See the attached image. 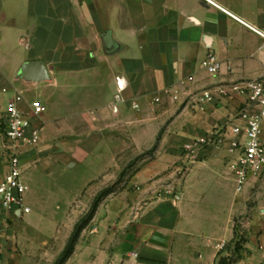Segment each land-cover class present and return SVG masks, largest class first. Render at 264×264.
<instances>
[{
	"label": "crops",
	"instance_id": "1",
	"mask_svg": "<svg viewBox=\"0 0 264 264\" xmlns=\"http://www.w3.org/2000/svg\"><path fill=\"white\" fill-rule=\"evenodd\" d=\"M262 35L264 0H0V162L2 119L10 93L17 91L25 111L33 101L44 107L37 119L39 143L19 149L22 177L39 163L76 168L89 160L94 176L85 188L96 182L106 186L117 157L129 154L130 140L137 144L133 151L146 150L168 123L164 140L185 144L223 126L244 108L240 97L198 107L188 95L222 82L264 77ZM210 53L220 63L215 77L201 67ZM32 62L46 69L41 81L22 72ZM117 77L127 84L122 93L117 91ZM169 89L180 93L177 101L164 95ZM261 138L264 143V119ZM226 147L206 149L193 164L184 163L180 155L181 169L187 168L178 202L172 204V197H148L131 221L127 218L131 210L125 214L121 225L127 224L126 229L115 233L114 244L111 238L95 253L89 247L84 258L81 237L72 260L79 264L231 261L224 246L234 237V220L248 189L261 182L259 176L251 178L244 192L236 195ZM162 148L155 164L163 161V155L172 165L177 152ZM158 172L154 165L132 182ZM261 214L244 254H237L233 264H264V211ZM69 235L58 240L59 252ZM50 240L49 235L40 243Z\"/></svg>",
	"mask_w": 264,
	"mask_h": 264
},
{
	"label": "rangeland",
	"instance_id": "2",
	"mask_svg": "<svg viewBox=\"0 0 264 264\" xmlns=\"http://www.w3.org/2000/svg\"><path fill=\"white\" fill-rule=\"evenodd\" d=\"M167 126L168 123L162 127L152 147L146 150L133 151L137 144L130 140L129 154L117 157V165L107 173L110 182L106 186L96 182L85 188L84 184L94 176L95 167L89 160L76 168H67L62 164L45 166L44 163H39L28 169L23 180L29 188L26 206L29 207L30 214L21 221H14L12 225L14 238L12 240L10 237L7 242L9 255L6 264H54L63 251L59 252L58 240L72 233L75 224L89 211L94 198L105 189H110L112 193L101 203L103 206L99 215H95L80 235V256L84 258H87L89 247L95 253L104 249L111 238L114 239V244L117 238L115 233L119 234L126 229L127 224L121 225L125 214L131 210L127 217L131 221L134 213L148 201V197L170 198L178 195L187 168L181 169L180 155L184 144L175 145L170 140H164ZM116 146L120 147V141ZM145 146L148 144L145 143ZM159 148L163 152L170 148L177 152L174 154L177 159L172 165L164 160L166 158L163 155L160 157L163 161L155 164ZM154 165L159 171L157 175L140 182H132L139 173ZM259 182L261 185L248 189L241 213L234 220V237L224 246L230 260H234L237 254H244V246L250 238L249 233L260 222L261 212L264 211V173L259 176ZM229 191L227 186L224 192L228 195ZM49 235V244L42 245L40 241ZM35 245L39 246L36 248L38 252L30 250ZM72 256L66 264H79L72 260Z\"/></svg>",
	"mask_w": 264,
	"mask_h": 264
},
{
	"label": "built area",
	"instance_id": "3",
	"mask_svg": "<svg viewBox=\"0 0 264 264\" xmlns=\"http://www.w3.org/2000/svg\"><path fill=\"white\" fill-rule=\"evenodd\" d=\"M264 39V35H262ZM202 69L211 77L220 70V63L210 53L201 63ZM117 91L122 93L127 84L122 77L115 79ZM4 93L9 91L3 90ZM2 124L4 127V155L0 162V264L7 252V242L14 238L12 225L30 213L24 203L27 192L22 177L19 158L21 146L34 147L39 143L41 127L37 119L44 112L38 101H33L25 111L21 105L23 96L10 93ZM172 101H177L180 93L169 89L164 91ZM195 106L210 102L240 97L245 100L244 108L226 124L199 138L191 139L182 146L181 156L186 164L195 163L203 151L218 149L226 145L227 167L233 175L234 192H244L249 180L264 173V143L261 138V122L264 119V77L255 80L222 82L188 95ZM155 102L160 99L156 98ZM178 195L172 196V204L178 202Z\"/></svg>",
	"mask_w": 264,
	"mask_h": 264
},
{
	"label": "trees",
	"instance_id": "4",
	"mask_svg": "<svg viewBox=\"0 0 264 264\" xmlns=\"http://www.w3.org/2000/svg\"><path fill=\"white\" fill-rule=\"evenodd\" d=\"M110 189H105L102 192H100L93 200L92 205L90 206L89 211L86 213V215L80 219L74 226L72 233L69 236V239L55 261L54 264H66V262L70 259V257L73 255L75 247L77 245V242L80 238L81 233L84 231V229L90 224V222L94 219L96 212L100 206V204L103 202V200L108 197L111 194ZM238 253V252H236ZM233 260L227 261L225 259H220L218 264H233Z\"/></svg>",
	"mask_w": 264,
	"mask_h": 264
},
{
	"label": "water",
	"instance_id": "5",
	"mask_svg": "<svg viewBox=\"0 0 264 264\" xmlns=\"http://www.w3.org/2000/svg\"><path fill=\"white\" fill-rule=\"evenodd\" d=\"M22 72L29 73L32 81H41L47 75L44 65L40 62L25 64L22 67Z\"/></svg>",
	"mask_w": 264,
	"mask_h": 264
}]
</instances>
